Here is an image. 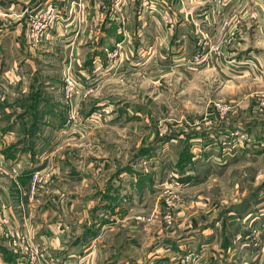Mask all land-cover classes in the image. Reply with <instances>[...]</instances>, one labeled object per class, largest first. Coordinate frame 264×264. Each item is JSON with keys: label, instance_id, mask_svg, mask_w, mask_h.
Instances as JSON below:
<instances>
[{"label": "rangeland", "instance_id": "rangeland-1", "mask_svg": "<svg viewBox=\"0 0 264 264\" xmlns=\"http://www.w3.org/2000/svg\"><path fill=\"white\" fill-rule=\"evenodd\" d=\"M101 2L126 18L127 41L107 55V71L74 76L71 97L61 81L59 117L38 142L60 168L50 189L65 184L72 201L81 185L125 192L84 263L264 264L261 9L193 0L182 38L183 29L159 33L179 24L170 0Z\"/></svg>", "mask_w": 264, "mask_h": 264}, {"label": "crops", "instance_id": "crops-1", "mask_svg": "<svg viewBox=\"0 0 264 264\" xmlns=\"http://www.w3.org/2000/svg\"><path fill=\"white\" fill-rule=\"evenodd\" d=\"M101 1L0 0V92H6L0 102V264H32V257L34 264H83L87 255L93 256L87 248L114 222L104 211L115 214L123 207L122 201L115 203L123 188L81 185L74 192L77 201L70 199L65 184L50 189L60 168L51 165L52 154L38 148L42 132L53 128L51 120L59 117L55 102L60 101L56 92L61 81L69 73L94 78L99 65L107 71V55L127 41L126 18L120 22L108 16ZM255 1L264 18V0ZM170 2L179 24L160 28V35L167 30L174 36L183 29L182 38L188 37L193 0ZM52 9L57 23L44 42H32L27 33L30 16ZM69 19L73 28L66 24ZM55 66L62 75L51 74ZM35 172H41L45 183L33 195Z\"/></svg>", "mask_w": 264, "mask_h": 264}, {"label": "built area", "instance_id": "built-area-1", "mask_svg": "<svg viewBox=\"0 0 264 264\" xmlns=\"http://www.w3.org/2000/svg\"><path fill=\"white\" fill-rule=\"evenodd\" d=\"M55 23H57V17H55V14L52 11H47L46 13L39 11L32 16H30V20L28 23V36L29 39L34 43H42L44 40L48 37V33L52 27H54ZM74 80V75L72 76L71 73L67 74L65 77V82L67 83L66 86V94L67 96L73 95V90L71 88V85ZM6 92H0V102L4 101V98L6 97ZM91 118H94V115L91 116ZM40 183H45L42 181L41 172H35L32 176V190L31 194H35V190L38 187ZM35 258H31V263L34 264Z\"/></svg>", "mask_w": 264, "mask_h": 264}, {"label": "trees", "instance_id": "trees-1", "mask_svg": "<svg viewBox=\"0 0 264 264\" xmlns=\"http://www.w3.org/2000/svg\"><path fill=\"white\" fill-rule=\"evenodd\" d=\"M37 101V100H36ZM40 116V114H37V115H35V117H36V121L38 120V117ZM34 128H36V125L34 126ZM192 155L190 154V152L188 153H186V159H184L185 160V162L186 163H190L191 162V159H192ZM224 248L225 249H227V244H226V246L224 245Z\"/></svg>", "mask_w": 264, "mask_h": 264}]
</instances>
